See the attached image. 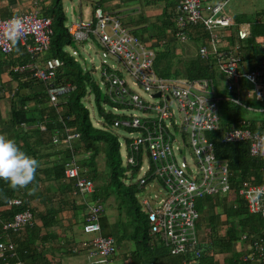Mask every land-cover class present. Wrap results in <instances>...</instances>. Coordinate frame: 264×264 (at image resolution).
<instances>
[{
	"label": "built area",
	"instance_id": "obj_1",
	"mask_svg": "<svg viewBox=\"0 0 264 264\" xmlns=\"http://www.w3.org/2000/svg\"><path fill=\"white\" fill-rule=\"evenodd\" d=\"M207 1L177 0L171 19L179 41H186L183 32L188 28L198 24L203 27L209 37L198 49L200 57L209 53L217 54L218 35L222 29L235 25L234 17L223 13L228 0L205 6ZM13 18H19L22 22L17 44L29 57V61L15 67L13 73L22 80L29 78L43 83L48 105L55 106L58 96L73 87L64 84L63 79L55 83L62 67L58 58L42 57L49 48L51 21L34 12L0 17V53L3 55L12 52V43L5 33ZM65 28L72 42V47H67L68 51L65 52L73 62H78L76 46L96 44L105 52L102 57H106V54L115 57L131 78L128 82L112 65H102L101 77L106 85L104 94L112 104L109 111L117 117L111 128L123 130L126 134L127 141L122 138L119 143L124 153L123 165L127 168L124 173L127 177L125 184L135 183L138 190L148 184L156 185L163 191L165 197L155 202L154 208L150 207L147 200L141 201L147 217L148 233L162 241L171 254H190L194 261L192 264H198L201 248L196 236L198 214L195 200L230 192L227 162L215 158L209 134L219 132V142L223 145L243 143L250 159L264 161V128L251 130L249 124L242 120L235 126L224 127L220 123L218 110V102L222 100L247 111L254 109L243 102L253 99L264 101V62L261 61L251 70L238 68L236 51L241 46L240 42L249 37L250 24H237L233 35L238 44L226 53L217 54L220 57L217 66L223 74L225 90L231 94L220 97L215 94L211 80L188 82L158 76L153 68L155 53L150 43L134 36L115 13H102L96 9L92 20H72L66 23ZM138 90L150 101L138 95L135 92ZM156 94L157 97H154ZM172 102L176 112L170 108ZM259 110L264 113V108ZM175 113L178 122L174 120ZM39 129L43 131L45 128L40 126ZM62 133V138L54 135L52 143L70 148L71 140L78 137L77 133L69 127L63 128ZM143 158L147 162L145 167L142 165ZM75 163L72 155L65 163L63 174L66 180L74 181V204L83 206L81 232L88 237L72 246L70 252H83L88 264H123V261L117 263L119 255L112 237L100 234L99 219L103 205L98 200H89L94 193V183L78 176ZM133 168L137 169V175L131 179L129 177ZM260 173L264 180L263 163ZM249 178L238 185L237 194L249 213H257L262 218L261 232L264 235V191L256 195L258 190L264 189V184H255L253 177ZM21 205L19 199H12L3 209ZM30 222L31 213L25 209L14 214L6 223L0 220V228L2 232H17ZM245 239V235L240 237L241 241ZM259 240L256 237L248 242V253L243 261L264 264L263 247ZM13 249L10 241H0V257L5 253L14 255Z\"/></svg>",
	"mask_w": 264,
	"mask_h": 264
},
{
	"label": "trees",
	"instance_id": "obj_2",
	"mask_svg": "<svg viewBox=\"0 0 264 264\" xmlns=\"http://www.w3.org/2000/svg\"><path fill=\"white\" fill-rule=\"evenodd\" d=\"M61 1L52 0L49 8L42 16L50 19L52 30L46 57L58 58L62 62L55 83L57 84L63 79L62 82L73 87V89L58 96L55 106L48 105L43 83L29 78L22 80L18 78L16 73H13L15 67L29 61V57L22 48H18L20 51L18 54L21 57L19 65L17 64L11 70V74L19 81L18 84L23 83H20L19 87L30 91L15 97L16 100L11 104V116L7 121V125L16 134V141L20 143V148L37 159L39 167L35 174V180L26 188L14 190L8 182L0 180V207L7 206L12 199H19L22 204L20 207L3 209L0 212L1 222L10 221L14 214L25 209L31 213L30 224L17 232H2L0 228V241L8 240L14 246V255L10 256L5 253L3 257H0V264H56L52 258L56 249H62L64 250L63 253L71 254L70 248H63L64 245H58L54 248L50 247L49 243L57 238L50 229L60 224L58 215L62 211L68 209L74 212L77 208L83 211V206L74 204L76 201V197L72 194L74 181L66 180L63 174L65 163L71 159L72 155L78 168V176L86 177L94 183V193L90 196L91 200H98L104 207V212L99 219L100 234L103 237H112L116 248H121L123 241H129L133 244L134 248L132 250L125 251V254L119 256L123 264H192L194 262L192 255H173L162 241L157 240L148 233L147 217L145 213L143 214L140 211L135 199V194L139 190L135 183L125 184L127 177L124 173L127 168L121 162L118 144L122 141V138L126 139V134L123 130H120L124 134L119 137L116 131H113L111 125L117 117L110 111H103L101 105H112L107 100L104 91L101 94L90 76L82 73L80 66L64 52L66 47H72V42L64 27L66 18ZM111 1L121 0H97L92 7L93 9L96 7L103 9V5ZM140 1L146 5L163 4L162 18L166 17L158 21L159 27L155 30L154 35H150L155 36L154 43L152 42L151 45V47L156 46L157 48L153 67L160 77L180 78L179 76H184V80L188 82L202 79L211 80L217 96H230L231 94L225 89L223 93L217 92L215 89L214 69L220 58L217 54L226 53L232 49L233 45L238 44L233 33L236 30V25L244 22L251 24L250 35L245 41L240 42L241 46H238L236 51L239 59L238 68L240 70H251L259 65L261 61L264 62V49L260 44L261 42L256 39L259 37L264 38L263 11L255 12L252 18H247L242 14L234 17L235 25L222 29L218 35L219 44H222V47L219 50L216 49L217 54L209 53L205 57H200L197 45H195L193 53L183 59L180 54L175 53L174 43L185 41L178 40L171 21L173 8L177 0ZM183 34L187 37V42H191V40L203 42L209 37L200 24L188 28ZM140 36L137 38L144 41V38ZM16 47H19V45L13 46L12 44V49ZM90 93L93 95L95 112L99 118L97 126H93L89 119L88 110L81 102ZM28 102H32L33 105L31 107L26 106ZM218 107L219 114L222 112L226 119L225 122H221L222 126L229 127L230 125L239 124L240 107L223 100L218 102ZM263 120L264 117L259 121L248 120L247 123L251 130H260L262 128L260 123H264ZM40 126L45 129L40 131ZM66 127L72 128L78 135L77 138L71 140L70 148L61 144H53L52 137L58 135V138H62L64 136L62 130ZM209 136L213 144L215 157L228 162L233 178L237 173L240 174V179L252 176L258 184L263 181L260 171L264 161L250 159L245 144L223 145L219 142V132L209 134ZM98 159L101 160V167L97 164ZM136 175L137 169L133 168L129 178L134 179ZM51 185L55 186L57 191L60 189L59 196L56 197L54 193L46 192L52 189ZM34 189H38L36 193H33ZM109 198L116 204L117 210L124 206L126 221L122 223L117 221L116 225L108 220L106 209L110 207L107 204ZM31 199H36L39 202L43 208L42 212L29 204ZM106 204L107 206H105ZM226 215L231 220L227 224L225 236L222 239L216 238L214 245L210 248L221 253L232 251L233 244L241 233L253 238L259 236V242L263 247L262 260H264V235L261 232L263 220L260 216L249 214L243 202L239 200L232 209L230 208L226 212ZM234 224L237 225V231L234 229ZM66 242H63V244H66ZM75 242L77 243V241ZM202 249L205 250V248ZM202 249L197 260L198 264H205L207 261ZM231 264H238V262H231Z\"/></svg>",
	"mask_w": 264,
	"mask_h": 264
},
{
	"label": "crops",
	"instance_id": "obj_3",
	"mask_svg": "<svg viewBox=\"0 0 264 264\" xmlns=\"http://www.w3.org/2000/svg\"><path fill=\"white\" fill-rule=\"evenodd\" d=\"M51 1L52 0H0V17L2 18L13 17V16H18L20 14L28 13V12H34L38 16L42 17L43 14H45L47 9L49 8ZM89 1L91 2V6L93 5L94 2H97V0H89ZM61 2H62V9L65 15V11L63 8V0ZM102 10L104 13H115L117 16L120 17V21L124 27L130 30V32L133 33V35L134 33L139 32L142 35L140 37L144 38V41L142 42L150 43V45H152V42L154 43V40H155V36H150V35L155 34V30H157V27H159L158 21H161L165 19L166 17L165 16L162 18V13H163L162 3L146 5V4H143L140 0L139 1L138 0H134V1L121 0V1L107 2L103 5ZM78 19H81L80 13L73 20H78ZM149 26L151 27V31L153 32L150 31ZM166 32L169 33L168 31ZM204 44H205V40H203V42L202 41L199 42V44L197 45V51ZM18 48L20 49V47L13 48L11 54L9 55H3L0 53V134H3L6 137L13 138L15 140H16V134H14L7 125V121L11 116V112H10L11 104L16 100L15 97H18L19 95L23 93H28V91H30L26 88L25 89L20 88L19 84L21 82L18 84L19 81L11 74V70L17 64L19 65L20 60H21V57L18 54L20 53ZM42 57L48 58L46 57V53ZM18 78H21V77L18 76ZM242 97L243 96H241V98ZM259 102L260 101L253 99L252 101L243 102V104L245 106L247 105L250 107L251 103H259ZM262 103L264 104V101ZM32 105H33L32 102H28L26 104V106L28 107H31ZM240 108L246 110L243 107H240ZM255 110H259V109L254 108V111ZM260 124L262 125V128H264V123H260ZM17 144L19 147L21 146L20 143H17ZM216 159L223 160L220 158L219 159L216 158ZM237 175L239 174L236 173V176ZM231 178H233V175ZM235 186H236L235 183L231 184V188H235ZM37 190L38 189H34L33 193H36ZM59 191H56V190L48 191L47 190L46 192L54 193V196L57 197L60 195L61 191L60 192ZM229 194H234L236 196V191L234 190L233 192H230ZM215 197L219 201V204L222 205V209L220 208V210H222V213L221 214L217 213V206L215 202L211 200L212 201L211 204L214 207L212 215L209 216L208 213L205 212V214L202 217L199 218L198 216L197 218L198 222L196 224V236H197L198 244L201 249L205 248V250L202 249V251L204 250V253L206 255L207 261L205 264H231V262L232 263L238 262V264H243L246 262V261H243V258L248 253V242L252 239H255L245 233H241L239 235L238 239L233 244L232 251L221 253V252L214 251L210 248L212 245H214L216 238L222 239L225 236L227 224L231 220V219H228L226 212L230 208L232 209L235 206V205H232L230 207L225 206L227 202H230V199L227 198V195L226 196L220 195V196H215ZM205 198L213 199L214 197L212 198L205 197ZM204 203L207 205L210 202L209 200L207 201L204 200ZM29 204L32 207L37 208V210H39V207H38L39 202H37L36 199H31ZM2 210H3V207H0V212ZM81 214H82L81 215L82 217L83 213ZM58 221L60 224L50 229L52 230V232L55 234L57 238L54 239L53 242L51 241L52 243L50 242L49 245L50 247H54V248L58 247V245L59 246L64 245L63 248H65V245L67 244L66 248L67 249L71 248L72 246L77 244L75 242L76 240L73 234L70 232V229H69L71 224L76 223L74 212H71V210H68V209H66V211H62L58 215ZM242 235H245L246 239L243 241H240V237ZM256 237H259V236H256ZM238 240L241 244L237 243ZM63 242H66V244H63ZM61 252H64V250L56 249L55 251V253H58V254H60ZM246 263L250 264L249 262H246Z\"/></svg>",
	"mask_w": 264,
	"mask_h": 264
},
{
	"label": "rangeland",
	"instance_id": "obj_4",
	"mask_svg": "<svg viewBox=\"0 0 264 264\" xmlns=\"http://www.w3.org/2000/svg\"><path fill=\"white\" fill-rule=\"evenodd\" d=\"M220 0H209L207 1L204 5H214L215 3L219 2ZM203 5V4H201ZM200 5V6H201ZM63 8L65 11V16H66V23L72 21L75 17L78 16V14L80 13V17L83 21H89L91 20V14H92V6H91V2L89 0H63ZM105 10V9H104ZM258 11H263L264 12V0H228L227 4L225 6V8L223 9V13L228 14L232 17H236L239 15H243L247 18H252L255 14V12ZM73 18V19H71ZM149 29L151 31V27L149 26ZM138 31V30H136ZM153 32V31H151ZM134 35H136V37H139L141 34L139 32L134 33ZM264 39H259L258 42H261L260 44H263ZM199 41H194L191 40V42H175L174 43V49L175 52L177 54L181 55V58H186L189 55H191L193 53V50L195 48V45H198ZM226 46V45H224ZM220 47H222V44H217L216 48L219 50ZM152 49L154 50V52L157 50L156 46H153ZM75 50L78 54V59L80 62V66L83 68V72L82 73H86L88 76H90L91 80L95 83L97 89L99 90V92L102 94L104 91V84H103V79L101 77V70L103 68V64L105 65H112L113 68H115V70L117 72H119L121 74V76L124 78V80L130 82L131 78L129 77V75L127 74V72L125 71V69L123 68V66L117 61V59L115 57H112L110 55L106 54V57H102V54L105 53L104 50L97 46L96 44H82L79 46L75 47ZM64 51H68L67 49ZM90 69L89 72H87L86 70ZM215 75L214 77V86L215 89L217 90V92H222L225 89V82L223 79V76L220 72V70L218 69L217 65L215 66ZM180 78H182L184 80V76H179ZM179 78V79H180ZM138 95L143 96V98L147 101H150L146 95H144V93L141 90L135 91ZM83 106L85 108L88 109V114H89V119L91 120V123L95 125V121L97 120V114L95 112V105L93 103V95L90 93V95L86 96L85 99L81 100ZM101 105V104H100ZM106 111L108 110V106L107 104L101 105ZM250 107L252 109L254 108H258L261 109L262 107H264V104L262 102L259 103H251ZM261 107V108H260ZM170 108L176 112V106L174 105V103L172 102L170 105ZM264 117V113L261 112V110H255V111H246L244 109L241 108V112H240V119L242 121H259L260 119H263ZM219 118H220V122H225V116L222 112H220L219 114ZM174 120L176 122L179 121L178 115L177 113H175L174 115ZM114 132L116 131V133L118 134L119 137L123 136V132L120 130H113ZM172 132V129H171ZM118 137V139L120 140V138ZM31 141V140H30ZM121 143V142H120ZM124 153L122 148L119 149V156L122 159ZM97 164L100 165V167L102 166L101 164V160H97ZM147 164L145 158L142 159V165L143 167H145ZM139 174L141 175V172H139ZM139 177V175L137 176ZM51 190H56V187L51 185ZM60 190V189H59ZM57 191V190H56ZM164 194L163 191H161L156 185H146L144 187V189L139 190L136 194H135V199L136 202L138 204V207L140 209V211L144 214L145 211L143 209V207L141 206V201L142 200H147L150 207L154 208V204L155 202H157L159 199L164 198ZM227 198L230 199V202H227L225 206L230 207L232 205H235L237 203V197L234 194H228ZM204 200H209L210 203H208L207 205L204 203ZM213 200L217 206V213L221 214L222 210H220V208L222 209V205L219 204V201L216 199V197H214L213 199H206L205 197L203 198H198L195 200V208L197 211V214L200 217H202L205 212L208 213V215H212L214 207L211 204ZM107 204L108 206H110L109 208L106 209V215L108 216V220L112 223V224H116L117 225V221H119L120 223L126 221V217L124 214V206H122V208L120 210H117V206L116 204L110 200V198L107 200ZM107 204L105 206H107ZM38 206V205H37ZM39 210L42 212L43 208L42 206L39 204ZM81 213H83V211H81L80 208H77L74 210V215H75V220L76 223L75 224H71L70 225V232L73 234L75 240L77 242L86 239L88 236L87 235H83L81 232V223H82V217H81ZM119 213V214H118ZM198 221H196L197 224ZM115 225V226H116ZM115 228V227H114ZM234 229L237 231V225L234 224ZM120 235V234H118ZM64 238V237H62ZM238 244H241L239 242V240L237 241ZM237 244V245H238ZM243 244V243H242ZM65 247H67V244L65 245ZM133 244L129 241H123V244L121 246V248H117V255H119L121 257V255L125 254V251H130L132 250ZM127 253V252H126ZM53 260L56 264H88L86 256L83 252H80L78 254H67V253H63L61 252L60 254L58 253H53ZM121 259H117V263H120Z\"/></svg>",
	"mask_w": 264,
	"mask_h": 264
},
{
	"label": "clouds",
	"instance_id": "obj_5",
	"mask_svg": "<svg viewBox=\"0 0 264 264\" xmlns=\"http://www.w3.org/2000/svg\"><path fill=\"white\" fill-rule=\"evenodd\" d=\"M96 9H99L102 13H104L102 9H100L98 7L93 9V7H92L91 20L93 19V12ZM246 23H249V22H246ZM65 25H66V22H65ZM65 25H64V27H65ZM250 27H251V24H250ZM21 29H22L21 20L19 18H13V20L11 21V24H10V27H9L8 31L5 33V35L7 36L8 40L11 41L13 46H15L17 44V42H18V40L20 38ZM256 39L259 40V39H262V38L259 37V38H256ZM65 53L67 54V52H65ZM67 56H68V54H67ZM70 59H72V58H70ZM75 63H77L80 66L79 59H78V62H75ZM80 68H81V70L83 72V68L81 66H80ZM86 71L89 72L90 69H87ZM154 97H157V96L154 95ZM109 108H110V106H108V111H109ZM102 109H103V111H106L103 107H102ZM98 122H99V118L97 116V120L95 121V125L93 124V126H97ZM225 145H227V144H225ZM118 147H119V149L121 148L119 146V144H118ZM224 161H226V160H224ZM121 162L123 164V159H121ZM227 165H228V162H227ZM38 167H39V162L37 161V159H35L34 157L28 155L25 151H23L18 146L17 141L15 139L8 138L5 135L0 134V180H4V181L8 182L9 186L12 189H14V190L18 189V188H26L29 184L33 183V181L35 180V174H36V171H37ZM228 171H229L230 192H233L235 190L237 199L239 201L243 202V204H244V201L242 199H240L238 197V194H237L238 185L241 182H243L244 180H247V179H250V178L246 177L245 179H240V174L237 175L235 178H231L232 174L230 172L229 166H228ZM250 177H252V176H250ZM232 183H235V185H236L235 188H231V184ZM254 183L258 184L255 181H254ZM260 184H264V180L262 182H260ZM261 191H264V189L258 190L256 195L259 196ZM229 193H227V194H225L223 196H226ZM208 197L212 198V197H215V196H208ZM89 200H91V197L89 198ZM244 206H245V204H244ZM246 210H247V208H246ZM103 212H104V207H103ZM247 212L249 213L248 210H247ZM249 214H257V213H249Z\"/></svg>",
	"mask_w": 264,
	"mask_h": 264
},
{
	"label": "water",
	"instance_id": "obj_6",
	"mask_svg": "<svg viewBox=\"0 0 264 264\" xmlns=\"http://www.w3.org/2000/svg\"><path fill=\"white\" fill-rule=\"evenodd\" d=\"M155 96H157V94Z\"/></svg>",
	"mask_w": 264,
	"mask_h": 264
}]
</instances>
